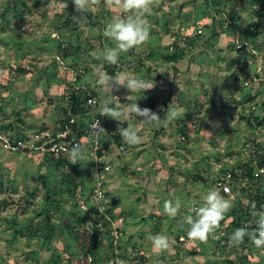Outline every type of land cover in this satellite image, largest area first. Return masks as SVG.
<instances>
[{
    "label": "rangeland",
    "instance_id": "374dc122",
    "mask_svg": "<svg viewBox=\"0 0 264 264\" xmlns=\"http://www.w3.org/2000/svg\"><path fill=\"white\" fill-rule=\"evenodd\" d=\"M68 2L0 0V264H30L31 258L37 264H54L55 258L56 264H264V248L252 242L229 247L236 230L231 218L207 243L188 239L184 221L195 218L224 168L239 175V165L255 158L257 144L264 146V81L256 74L264 67V0H153L150 41L122 53L115 65L96 54L114 46L102 35L105 25L129 13L101 0L84 14L86 21L68 24L61 11ZM236 40L250 41L257 54L235 49ZM173 53L181 57L165 60ZM101 71L154 80L139 106L163 118L172 103L184 116L168 126L100 116L110 96L132 102L125 88L112 93L95 86ZM72 92L81 95L80 103L72 101ZM89 93L94 107L83 100ZM96 115L106 133L92 139L86 128ZM128 123L140 127L141 143L123 142L117 129ZM70 134L84 142L89 162L50 171L43 155L68 156L72 145L64 139ZM41 174L48 176L44 186ZM259 175L235 179L225 198L235 206L238 194L245 203L264 189V171ZM74 183L84 193L78 202ZM92 187L97 192L89 194ZM176 199L180 211L169 217L164 201ZM96 201L102 208L92 218L99 229L92 231L90 222L77 226L75 211ZM67 227L75 238L66 241ZM91 233L100 246L84 260ZM158 233L170 237L169 249H153L147 237Z\"/></svg>",
    "mask_w": 264,
    "mask_h": 264
},
{
    "label": "clouds",
    "instance_id": "9594fccd",
    "mask_svg": "<svg viewBox=\"0 0 264 264\" xmlns=\"http://www.w3.org/2000/svg\"><path fill=\"white\" fill-rule=\"evenodd\" d=\"M74 10L81 14L78 19L86 21L87 16L84 15L101 4V0H72ZM108 7L120 9L123 13H129L126 16H114L103 28L102 35L110 39L114 46L105 47L96 54V59L115 65L118 63L122 53H127L133 49H139L147 44L151 39L150 24L147 16L152 12L153 0H104ZM68 5L65 4V7ZM156 75V74H155ZM95 86L109 90L113 93L116 88H125L128 93H135L134 97L127 95L126 99L132 102L128 104L121 103L115 95L104 100V104L100 116L110 117L120 122L127 121L130 117L139 118L142 126H168L173 124L185 114L179 106L168 105L167 109H163L164 116H161L153 110L144 107L141 108L137 103L145 92L155 87L154 80L145 79L140 75H132L125 72H118L110 75L107 72H99L95 80ZM106 133L101 127L100 121L96 120L92 125L91 133L96 134V130ZM117 132L123 142L134 146L142 142L140 135V127L128 123L126 127H118ZM68 158L71 164H80L82 161L89 162L85 149L80 143H75L68 152ZM225 192L227 189L224 190ZM202 206L196 208L195 218L188 215L184 218L185 223L189 226L187 231L188 239L200 243H207L209 238L214 236L216 230L220 228L221 222L225 220L226 214L233 207L231 200L225 198L221 191L216 187L209 188L202 197ZM83 206V205H82ZM255 209V204H252ZM181 208V201L165 200L163 212L169 217H176ZM87 208L85 209V212ZM257 217L254 230H249L247 226L237 228L229 236V247L239 246L244 242L247 236L254 246L264 248V210L254 212ZM147 239L151 242L153 249L157 252L167 250L170 247V237L158 233L149 235Z\"/></svg>",
    "mask_w": 264,
    "mask_h": 264
},
{
    "label": "trees",
    "instance_id": "16d2710c",
    "mask_svg": "<svg viewBox=\"0 0 264 264\" xmlns=\"http://www.w3.org/2000/svg\"><path fill=\"white\" fill-rule=\"evenodd\" d=\"M50 1L51 0H33V4L36 5V6H45ZM65 1L68 2L67 0H65ZM66 4L68 5L67 7H65V5H64L61 8V11L66 13L65 21L68 24L71 23V22H77V19H78V17L81 14L75 12L73 2H71V3L68 2ZM205 16H208V12L207 11H205ZM202 23L204 24L205 21H202ZM228 27H229V25H228ZM232 30L234 32H236V33H239V30L234 25L232 26ZM242 32L245 33L246 31L242 30ZM254 33L257 34L256 31ZM251 34L252 33L250 32L248 34V36L251 35ZM248 42L250 43V41H248ZM244 52L245 53H249L246 50H244ZM180 57H181V54H178V53H173L171 55L167 54V55H165V60H167V61H175V60H177ZM70 96H71L72 101H74V103H76V104L80 103L81 100H82L81 95L75 94L74 92H72ZM86 99H87V94L83 96V100H86ZM71 139H72V141H71ZM64 140L70 141L72 146L75 143H80L82 146L84 145L83 141H81L76 136H72L71 134L67 135ZM257 147H258V150H257V153L255 154V158H254V156H252L250 158V161H248L247 163H243L242 165H239V167L242 169V171L240 172L239 175H237V173H233V170L231 171L235 179L239 178L241 180V179H243L245 177H248L251 180L260 179L259 173H257V175H254V170L255 169L253 168V166H251L252 165L251 163H253L255 165L256 169L259 166H264V146H259V144H257ZM58 154L59 155L56 154V157L49 155V153H45L43 155L42 160H43V162L45 164L49 165V170L50 171H57L58 172V170L60 168H68V167L69 168L70 167L75 168L77 166L76 164L75 165L71 164L68 156L63 155V153L60 154V152ZM223 170L225 172L228 171L226 168H224ZM47 177L48 176L46 174H41L40 179H41V182H42L43 186L46 184L45 181H46ZM92 189H93V187L91 188L89 194L92 192ZM73 190H74L73 194H74L75 202H78L77 199L79 198V196L81 198V196L84 195V193L82 191V185L74 183L73 184ZM76 192H77V195H76ZM78 192H79V194H78ZM88 195H86V198H87ZM239 196L240 195L236 194V197H235V201H236L235 204L236 205L231 208L229 213H227L226 219H228V218L230 219L231 218V226L234 229L247 226L248 229L251 231L252 229H254L256 227L255 221L257 219V217H255L253 215V213L261 211V210H264V189H260L259 192L257 194H255V195H250L248 200L245 203H242L240 201ZM253 203L256 206L255 209H253V207H252ZM55 206H56V204H55ZM98 212L99 211H98V209H97V207L95 205H93L92 208L87 209L86 212H85V209H81V208L78 209L77 211H75V224L77 226H79V225H84L87 222H90L92 231L96 230V229H99L96 226L98 224L97 220L92 218L93 215H97L98 216L99 215ZM221 224H225V221H223ZM69 228L70 227H67L66 233L64 235L65 238H66V241L75 238L74 237L75 233L73 231H71V229H69ZM50 235H52V231L51 230L48 231V237H50ZM42 241H44V240H41L40 243ZM248 242H251V240L246 236L244 238V242L242 244L245 245ZM42 244H43V242H42ZM242 244H240V245H242ZM98 246H100V243L97 241V237H95V235L92 234L90 236V238H89V243L87 245L86 251H84V254H83L84 260H87L88 259V255L92 254L93 250L96 247H98ZM253 249L254 248L250 249L251 252L253 251ZM35 250L36 249L31 250L25 257L27 258L28 256H31L32 253L35 254ZM194 252H197V250H195ZM243 257L244 258L246 257L244 262H249V258H247L246 255L243 256ZM96 258L97 257H94V260H96ZM55 259L57 261V258H55ZM31 260L32 261L30 262V264H37V262L33 258H31ZM56 261L54 262V264H56ZM18 262L19 261H17V263Z\"/></svg>",
    "mask_w": 264,
    "mask_h": 264
},
{
    "label": "built area",
    "instance_id": "2783aa9c",
    "mask_svg": "<svg viewBox=\"0 0 264 264\" xmlns=\"http://www.w3.org/2000/svg\"><path fill=\"white\" fill-rule=\"evenodd\" d=\"M234 46H235V49H238V50L244 49V50L248 51L251 54H257L255 52L254 48L251 47L249 45V42L246 41V40H236ZM256 74L260 75L259 76V80L260 81H264V67H257ZM86 103H87V105L89 107H94L96 105V97L94 95L90 94V93L87 94ZM96 120L100 121V125L102 127L101 118H100V116L96 115V116L92 117V120H91L90 124L86 128L87 129L86 131L90 134L92 139L98 138V136H100V134H101V132L98 129L96 130V134L93 135L91 133L92 125L95 124ZM97 144H98V142L96 140L95 141V145H97ZM121 149H123L122 146H121ZM262 171H264V166L257 167V173L261 174ZM234 180H235V178H234L232 172L231 171H226L221 176H219V177H217L215 179L214 187L218 188L221 191L222 195L229 194V193H231V184L233 183ZM225 189H227L226 192L224 191ZM93 190H94V192H97L96 189H93ZM95 206L97 207L99 212H101L100 207L102 208V206L100 205V202L96 201V205ZM117 236H118L117 234H113L114 244H116L115 240H117Z\"/></svg>",
    "mask_w": 264,
    "mask_h": 264
}]
</instances>
